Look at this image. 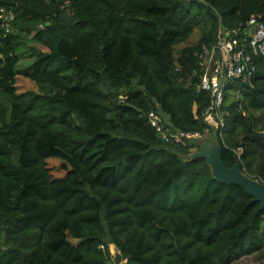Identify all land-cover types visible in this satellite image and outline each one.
<instances>
[{"label": "trees", "instance_id": "1", "mask_svg": "<svg viewBox=\"0 0 264 264\" xmlns=\"http://www.w3.org/2000/svg\"><path fill=\"white\" fill-rule=\"evenodd\" d=\"M0 264H264V209L218 183L196 146L165 143L151 111L210 129L200 54L264 0H0ZM195 8L197 9L195 11ZM209 29L177 51L204 13ZM34 63L19 93L17 48ZM226 91L224 163L264 183V59ZM238 93V94H237ZM114 252V253H113ZM115 254V256L113 255Z\"/></svg>", "mask_w": 264, "mask_h": 264}, {"label": "built area", "instance_id": "2", "mask_svg": "<svg viewBox=\"0 0 264 264\" xmlns=\"http://www.w3.org/2000/svg\"><path fill=\"white\" fill-rule=\"evenodd\" d=\"M13 22V12L1 8L0 28L6 33L14 32ZM198 56L203 70L199 92H209L212 97L211 106L205 114V122L210 127L208 132H215V136L224 141L226 124L222 107L226 91L239 81L251 82L256 72L254 59H264V24L254 16L235 29L220 27L216 44L210 48L204 47ZM147 120L168 144L187 146L203 137L200 133H185L173 128L155 111L147 115Z\"/></svg>", "mask_w": 264, "mask_h": 264}, {"label": "water", "instance_id": "3", "mask_svg": "<svg viewBox=\"0 0 264 264\" xmlns=\"http://www.w3.org/2000/svg\"><path fill=\"white\" fill-rule=\"evenodd\" d=\"M192 146H199V150L190 156L191 160H206L212 170L214 179L224 186H240L264 209V183L244 173L241 162H237L230 168L224 163V155L221 145L216 137L207 139L203 143L193 142ZM123 261L121 254L116 255V264Z\"/></svg>", "mask_w": 264, "mask_h": 264}, {"label": "rangeland", "instance_id": "4", "mask_svg": "<svg viewBox=\"0 0 264 264\" xmlns=\"http://www.w3.org/2000/svg\"><path fill=\"white\" fill-rule=\"evenodd\" d=\"M196 10L197 9L195 8V11ZM209 22H210L209 17L207 16V14L204 11L202 16H200V18L198 20V26L195 28L194 34L192 35L190 40L186 43L179 45V47L177 48V51H180L181 49H183L186 46H191V45L197 44V42L201 38V36L208 31ZM32 46L37 47L38 45L36 43L34 44L33 41H31V42L26 41V42L22 43L21 46H19L16 50L17 54L19 55V58H20L19 64L17 66V69L20 72L18 79H17V88H18L19 93L38 92L37 85L22 75L23 72L28 71L34 63V58L30 53ZM165 121L168 122L167 117H165ZM211 132L212 131L207 132L203 137L195 140V142L198 144V143H203L207 139L215 138L216 137L215 132H212V133ZM216 139H217V137H216ZM217 142H218V139H217ZM196 147L197 148L194 149L193 153H195L199 150V146H196ZM113 255L115 256V254H113ZM237 264H258V258H257V256L244 258L243 260H241Z\"/></svg>", "mask_w": 264, "mask_h": 264}]
</instances>
